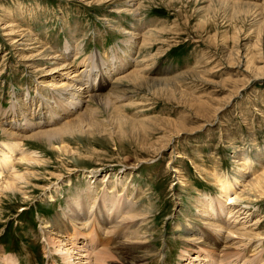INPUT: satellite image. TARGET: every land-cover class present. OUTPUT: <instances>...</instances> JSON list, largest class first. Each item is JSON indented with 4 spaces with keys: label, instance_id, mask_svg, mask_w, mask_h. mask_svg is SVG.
<instances>
[{
    "label": "rangeland",
    "instance_id": "rangeland-1",
    "mask_svg": "<svg viewBox=\"0 0 264 264\" xmlns=\"http://www.w3.org/2000/svg\"><path fill=\"white\" fill-rule=\"evenodd\" d=\"M210 1L137 0L140 12L134 17L126 11L125 2L117 9L112 0H0V161L9 146L14 151L15 143L36 156L30 163L18 160L14 169L0 170L1 186L10 179L18 187L0 193V264H10V257L18 264L101 262L94 233L80 234L75 245H69L73 248L69 260L59 253L61 244L51 231L73 187L78 184L83 189L80 185L88 184L85 176L91 171L100 180L110 176L107 172L132 174L129 180L138 189L135 201L148 214L144 227L152 248L146 249V264L190 260L209 264L200 249L190 250L189 256L183 248L186 226L205 224L197 218L202 206L199 198L221 196L218 178L238 182L236 191L243 198L228 205L250 210L242 219L247 222L243 230L253 237L256 234L258 240L247 247L240 243L242 252L232 259L244 264L240 257L264 253V194L253 186V180H264V0ZM138 18L156 35H149L148 45L145 41L134 55L142 78L124 82L131 92L125 97L128 106L123 113L136 121L135 127L125 124L124 133H110L112 120L105 118L110 111L96 102L89 106L98 108L97 119L103 125L107 120L104 129L108 131L68 135L64 144L69 150L58 151L45 139L24 137L22 129L11 126L14 108L30 113L44 101L55 104L58 84L70 81L75 73L80 72V82H85L81 72L85 63L96 60L100 66L103 59V66H110L115 53L122 59V41ZM68 43L74 50L69 54L65 52ZM76 50L83 51L75 54ZM47 51L60 59L47 61ZM61 62L72 65L68 73L61 69ZM49 68H55L54 72ZM132 69L131 63L123 72ZM114 77L106 76L104 92H109ZM100 83L99 76L98 87ZM3 129L16 131L22 138ZM14 153L19 157V152ZM14 171L22 172V178L16 180ZM91 181L96 184L95 179ZM65 227L71 234L78 229L72 224ZM143 251L134 252L142 255ZM111 254L105 262L118 261ZM252 264H264V260Z\"/></svg>",
    "mask_w": 264,
    "mask_h": 264
},
{
    "label": "bare ground",
    "instance_id": "bare-ground-1",
    "mask_svg": "<svg viewBox=\"0 0 264 264\" xmlns=\"http://www.w3.org/2000/svg\"><path fill=\"white\" fill-rule=\"evenodd\" d=\"M136 1L137 0H124V1L112 0L111 3L114 4L117 9H121L122 8L121 4L125 2V4H127L128 6V7L126 6V11L131 12L134 17H137L140 12V7L138 2ZM213 1L214 0L210 2ZM235 4L238 7L239 3L238 4L235 3ZM132 25H133L132 29L126 35L127 38L122 41L124 43V47L120 46L121 48L119 49L120 52L124 54V57H122V59H119L118 54L115 53L112 54V58L110 60L111 61L110 66L107 65L103 66L104 64L103 59H101L100 66H98L96 60H91L85 63L84 64L85 68L83 71H81V72H85L84 74L87 77L85 82L82 81L80 82V77H79L80 72L75 74L73 73L74 76L72 77V79H70V81L66 82L62 80L60 81V84H58L59 89L54 91L53 93L54 99L57 100L55 104H50L49 103L50 100L49 101L47 100L48 102L45 103L44 99H41L40 102L41 101L44 102H42L41 105L39 106L37 105L38 107L32 109L30 113L27 112L26 110L20 109L21 107L17 110L16 108H14L13 116L10 121L11 126L17 130L22 129L25 134L24 137L28 136L30 138H35V139H45L49 143V146H52V148H56L58 151L62 149L69 150V147L67 148L65 146L66 143L64 144V138L66 136L74 135L76 133L93 134L94 132L97 131L103 132L107 129V128L104 129L106 127L105 122L107 120L106 121L103 120L105 121L103 125L102 121H99L97 119L98 108L97 107L91 108L92 106L91 107L89 106L90 103L96 102L97 104L105 106L110 111L109 116L105 117V118H110L112 120L111 121L112 124L110 123L109 124H110V128L113 129V131L110 133L116 131H118L119 134L124 133L123 130L125 124H130L133 127H135L136 121H131L128 118V116L125 115V113H123L124 108L128 106V102L125 103L124 101L126 99L125 97L126 96L128 97L129 96L128 92H131L129 90L130 88H127V86L124 85V82L125 80H129L131 82L133 81L134 83V81L139 80V78L141 77L142 73L139 70L140 68L139 69L137 68V64L139 62L137 63L136 58H134L135 57L134 55L138 53V50H141V48L145 45V41H147L146 40L147 37L149 35L152 36L154 30L152 28H148L147 24L143 25L139 18L137 19L136 23ZM148 42L149 41L146 42V45H148L147 44ZM79 44H80V48H82L83 44L81 42H78L77 46H79ZM149 44L152 45V43ZM72 51L74 50L73 48H71V43H68L66 45L65 52L69 54ZM82 51L83 50H76L75 54L76 53L80 54L82 53ZM58 55H54L53 53L47 51L46 53V56H48L47 61L54 60L55 62V60H58L61 57V56L58 57ZM100 57L102 58V56ZM131 63L133 64V69L128 71L127 73H124L123 72L124 68H127V66ZM71 68L72 65L70 63L68 64L61 62V69H68L66 73H68L71 70ZM54 69L55 68L52 69L49 68L48 70L50 72L51 70ZM107 75H109L111 78L113 76L115 77L113 78V82L110 85L109 92H104V89L106 88L105 79L106 81L108 80L107 79L108 77L106 78ZM99 76L101 77V83L99 84L100 89L97 90L99 87L96 84V80L99 79ZM86 87L90 89L86 90L87 89ZM39 90L41 89L39 88ZM117 102L119 103L121 102V105L117 104ZM3 130L5 131L6 134L9 135L12 134V136L17 135L16 131L12 132L13 130L10 131L8 129L6 130L3 129ZM19 135H21V133ZM20 138L22 137L18 136L17 139L20 140ZM56 141H58L59 144L54 143ZM61 143L63 144L61 145ZM20 144L21 143H15L13 147L14 151H12V146H9L8 152L7 151L6 153L5 151L2 152L5 158L0 161V170L2 168L14 169V164L18 160L27 161V162L29 161L30 163V161L32 160L34 161L36 159V156L34 157L32 156V154L30 155L26 153V151H24L25 149L22 150ZM16 151L20 153L19 157L15 156L14 152ZM37 158H38L37 160H39V157ZM259 160L261 162L263 161L262 154H259ZM13 173L15 179L16 177L22 178L21 175L22 172H19L21 174L16 173L15 171ZM263 173L262 175H264ZM107 174H109L110 176L104 175L103 180H100L101 178L97 179L98 178L97 175L94 174L93 171H91L90 174H86L85 176V179L89 178L88 184L80 185L81 187H84L83 189H81L78 184L73 187L74 191L72 193V196L70 197V199H68L66 207L63 208L61 217H59L58 220L55 222V224H53L54 228L51 229V231H55V234L58 237V241L61 244L60 246L58 245L59 248L57 247L59 253L60 251L62 253L64 252V254H66L70 260V258L72 257L71 256L72 254L71 250L73 249L72 246L75 245L73 241L79 239L80 234L85 236L86 233L90 234L92 232L97 236L96 242H98L99 246L101 247V250L97 252V257H99V259L97 260L99 261L101 259V262L100 263L97 262V264H146L148 261L147 254L145 253L146 249L152 248L151 243H149L148 241L149 237L147 239V236L145 235V231L147 232L149 231L145 230L146 227H144V224L148 221L147 218L148 214L144 210H140L139 201L138 200L135 201V197L138 194V189L135 188L132 181L129 180V178L131 179L133 176L131 173L128 175L127 174L120 175L119 173L111 174L107 172ZM112 175L114 177H112ZM257 175H259V173L256 174V177ZM14 176L12 175L11 176L12 178L10 176L8 177L13 179ZM254 178L255 176L253 177V179ZM93 179H95L96 184H93V182L91 181ZM8 180H9L8 182L7 181L3 182V183L7 182L6 184L3 185L4 187L0 185V193H2L1 190L3 189L12 190L16 188L15 186L17 185L16 184L14 185L16 181L13 182L14 180L13 181H10V179ZM254 181L255 180H253V186L257 189L256 191L258 193L261 192L260 194H264V180L262 181V177L261 179L259 178L255 183ZM217 182L219 184L220 189H222L221 196L219 198H212L210 196L199 198L198 203L202 206L200 209H198L197 218L199 220L204 221L206 225L204 224L203 226H201L200 224L196 228L195 225L191 223L192 226L191 225L186 226L187 235L184 236L186 237L187 241L183 249L187 252L186 254H189L190 250L198 251V249H200L203 253H205L204 257L210 260L209 264L211 263L238 264L239 261L238 258L236 261L235 259L232 258L234 256L240 255V252H242L240 251V249H238L239 246H241L240 243H242L244 246L247 247L249 243L253 242V240L255 243L258 242L257 238L255 239L256 234L253 237L247 230L246 231L243 230L247 222L246 220L242 222V219L244 217H248L251 214V212L246 208L243 209L242 208L244 207L243 205L242 206L228 205L230 204L231 201L236 200L237 198H241L240 195L238 197L236 191V186L238 184L237 181L233 182L230 180H224L218 178ZM250 183L252 182H249V184ZM56 191L58 192V188H56ZM232 194H234V196ZM50 197L54 198V195H51ZM67 224H72V226L76 227V229L78 228L77 232L71 234L69 229L65 227V225ZM246 226H250V225H246ZM45 232L50 233V230H46ZM103 238L105 241H103ZM244 239H246L247 241H245ZM70 244L72 246L69 247ZM135 250H144L143 251L144 254L142 253V255H137L134 252ZM111 252L117 255L116 258H118V261L112 262L110 261L109 258L108 259L109 261L107 260L108 261L107 263L105 262L106 258H108L109 255L112 256ZM63 256L65 257V255ZM83 256L85 255L83 254ZM189 256H191V254H189ZM195 258H199V257H195ZM240 259L244 260L243 262L244 264H252L256 260L260 262L264 260V253L258 251V253L255 254L254 256L245 255L243 257H240ZM231 260H233V262ZM192 262L193 261L190 260L188 263H183V264H192ZM10 264H18V261L14 257H10Z\"/></svg>",
    "mask_w": 264,
    "mask_h": 264
}]
</instances>
